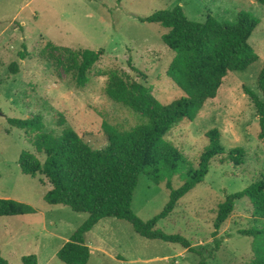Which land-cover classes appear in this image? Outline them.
<instances>
[{
  "label": "rangeland",
  "instance_id": "obj_1",
  "mask_svg": "<svg viewBox=\"0 0 264 264\" xmlns=\"http://www.w3.org/2000/svg\"><path fill=\"white\" fill-rule=\"evenodd\" d=\"M178 6L198 23L212 16L233 24L240 13H253L261 20L250 40L259 61L245 72L230 73L218 97L207 102L197 119L178 125L167 136L197 167L209 145L207 133L218 130L227 153L236 148L246 151L244 164L215 159L205 182L186 195L157 229L186 237L208 257L216 238H223L209 264H251L264 251V220L254 217L248 199L237 203L219 236H214L220 204L264 180L260 116L247 94L249 89L264 102L258 86L264 68L262 5L255 0H0V198L37 210L33 215L0 218L1 252L10 264H23L29 255H36L39 264H64L58 252L89 215L45 202L42 177L25 175L19 161L24 152L37 154L43 162L46 158L37 153L31 136L12 127L8 119L41 116L46 132L61 135L71 128L93 149L102 150L108 144L104 123L129 130L143 122L141 115L107 96L109 72L118 70L132 84L150 88L163 104L182 98L185 93L167 76L176 55L162 39L169 30L141 20ZM86 49H104L105 55L91 71L89 84L79 88L70 67L74 53ZM24 51L26 60L20 58ZM15 63L18 74L12 70ZM182 176L173 178L175 189L183 185ZM169 200L166 183L157 185L141 175L132 210L149 221L164 211ZM254 231L263 234L256 236ZM86 242L92 253L88 264H200V257L181 245L143 238L131 223L115 218L102 220Z\"/></svg>",
  "mask_w": 264,
  "mask_h": 264
},
{
  "label": "trees",
  "instance_id": "obj_2",
  "mask_svg": "<svg viewBox=\"0 0 264 264\" xmlns=\"http://www.w3.org/2000/svg\"><path fill=\"white\" fill-rule=\"evenodd\" d=\"M264 7V0H255ZM169 30L163 36L165 45L175 58L167 76L185 95L166 105L158 101L152 90L142 84H132L118 70L108 73L107 96L115 103L143 117V122L132 129L123 130L104 123L103 130L108 144L102 150L93 149L75 130L66 128L61 135L46 132L41 116L30 119H8L12 127L24 130L31 136V143L38 154L45 156L43 162L37 154L24 152L20 158L21 171L30 177L41 176V184L47 189L44 196L49 205H64L74 212L89 215L88 220L71 236L58 258L64 264H88L92 253L86 236L102 220L115 218L132 224L135 232L148 240H161L181 245L185 250L200 257V264H209V258L221 250L224 239L215 240L209 257L196 250L191 241L182 235H169L158 230V225L175 211L179 202L203 184L215 159L223 164L241 166L246 151L236 148L229 153L221 143L218 130L207 133L208 147L201 153L197 167L167 136L178 125L194 122L208 101L218 97L219 91L230 73L245 72L259 61V55L250 40L261 25V20L250 12L239 14L233 24L222 23L210 16L204 23L192 22L181 6L162 10L148 18ZM26 51V45H24ZM20 54L26 60V52ZM105 50H83L74 53L75 61L70 72L75 83L85 88L90 73L99 63ZM18 74V64L12 66ZM264 96V68L258 80ZM260 116V140L264 141V102L247 89ZM183 173V185L173 187L174 177ZM141 175L153 183H166L170 200L164 211L149 221H143L132 210L135 191ZM248 199L254 217L264 220V180L252 183L245 190L229 195L220 204L215 221L214 236L235 212L237 203ZM37 210L25 203L0 198V218L28 216ZM250 234V233H248ZM256 236L263 233L254 231ZM23 264H39L36 255L24 256ZM0 264H10L3 256L0 245ZM251 264H264V251H259Z\"/></svg>",
  "mask_w": 264,
  "mask_h": 264
}]
</instances>
